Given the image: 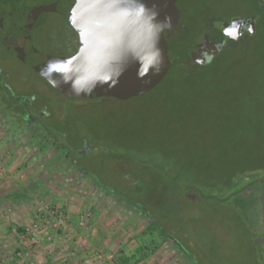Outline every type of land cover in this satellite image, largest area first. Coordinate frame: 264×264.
Returning <instances> with one entry per match:
<instances>
[{
  "label": "rangeland",
  "instance_id": "obj_1",
  "mask_svg": "<svg viewBox=\"0 0 264 264\" xmlns=\"http://www.w3.org/2000/svg\"><path fill=\"white\" fill-rule=\"evenodd\" d=\"M54 1L0 0V18ZM257 2L181 0L187 15L164 37L171 61L194 62L190 76L176 64L125 101L64 96L0 44L11 86L0 104V264H118L121 252L152 238H139L149 224L139 209L156 220V242L165 235L185 251L172 241L161 247L178 264H264L262 188L242 199L218 191L236 171L264 164V22L210 61L199 44L212 19L248 16ZM52 28L39 23L20 36L34 47ZM30 114L41 116L42 151L22 122ZM45 207L64 213L61 226L38 217ZM35 224L33 236L17 230Z\"/></svg>",
  "mask_w": 264,
  "mask_h": 264
},
{
  "label": "water",
  "instance_id": "obj_2",
  "mask_svg": "<svg viewBox=\"0 0 264 264\" xmlns=\"http://www.w3.org/2000/svg\"><path fill=\"white\" fill-rule=\"evenodd\" d=\"M176 2L59 0L50 5L16 9L0 20V43L64 96L125 101L153 90L171 68L173 63L167 55L164 33L172 30L179 20ZM259 2L264 10V0ZM166 18L171 19V26L157 34L155 24ZM39 23L53 26L47 38L50 41L27 46V36L23 39L20 36L22 28ZM230 25L238 29L239 37L243 35L244 26L250 27L251 33L255 29L253 20L214 23L205 30L203 43L208 46L213 41L211 37L218 32L224 34V29ZM43 37L39 35L37 40ZM224 46L225 41L210 56ZM157 49L156 66L150 67L147 75L140 76L142 65L156 56ZM50 61L60 62L63 71H53L49 75L45 70ZM106 77L109 79L103 82ZM50 80L55 81V86ZM74 85L81 89L79 93L73 90Z\"/></svg>",
  "mask_w": 264,
  "mask_h": 264
},
{
  "label": "trees",
  "instance_id": "obj_3",
  "mask_svg": "<svg viewBox=\"0 0 264 264\" xmlns=\"http://www.w3.org/2000/svg\"><path fill=\"white\" fill-rule=\"evenodd\" d=\"M256 1H258L257 3L259 5L257 7V9L254 11V13H252L248 16H245V17H252L253 16L259 21L258 30L254 36L257 35L258 31L260 30V25L264 22V10L260 7L259 0H256ZM213 20L214 19H212L210 22H212ZM254 36H252V37H254ZM193 63L194 62H192L191 59H186V60H184V62H183V60L173 62L172 66L177 64V65H181L183 68H186V76L189 77L190 72L188 69L192 66ZM1 88L2 89L0 90V92L1 93L3 92L1 94L2 100L4 101L6 99H9V94H7L6 89L4 87H1ZM0 112L2 113L1 109H0ZM22 122H23V124L25 123L24 120H22ZM32 130L34 132V138L38 139L40 141V143L42 144L40 146V151H42L41 147L46 144V142H45L46 139H44V138L42 139V136L36 132L35 127L32 128ZM63 156L67 157V158L71 157L70 154L69 155H63ZM247 161L250 162V161H252V159L249 158V159H247ZM71 163L73 166L78 167L76 165V162L72 161V159H71ZM235 174H237V175L239 174L241 176L240 177H234L233 179L227 181V185L225 187L218 188V191L221 195H223V196H225V195H227V196L228 195H230V196L238 195L242 199V198H244V197H242L243 193L249 189L253 190V187L255 190V186H259L262 188L261 190H259V192H256V193H258L257 195H259L261 193L264 194V164L261 167H254L253 169L238 170L235 172ZM97 186L102 187L107 193L114 195V193L108 187L104 186L103 184L97 183ZM252 194H255V192L254 193L252 192ZM116 198L118 199L119 202H125L119 196L118 197L116 196ZM131 208H136V207L133 206ZM139 210L144 215H149V224L146 227V229L143 230L139 234V238L145 237L148 234H151L152 238L150 240H148L147 242L139 240L138 241V247H136L134 250H131L128 252H121L119 257L117 258L118 264H140L141 262L148 259V257L153 255L156 251H158L168 241L174 242L173 238L165 236V235L164 236L161 235L162 237L160 236L161 237L160 241L156 242L155 238L153 237L157 233L156 220L152 216H150V214H148L146 210H142V209H139ZM17 230L20 233H25V230L23 228H18ZM174 244L181 252L186 254L184 250H181V247L177 242H174Z\"/></svg>",
  "mask_w": 264,
  "mask_h": 264
},
{
  "label": "flooded vegetation",
  "instance_id": "obj_4",
  "mask_svg": "<svg viewBox=\"0 0 264 264\" xmlns=\"http://www.w3.org/2000/svg\"><path fill=\"white\" fill-rule=\"evenodd\" d=\"M57 1H59V0H56V1H54V2H51V3H48V4H42V5H36V6H29V7H38V6H43V5H50V4H53V3H56ZM180 2H181V0H177V2H176V7H177V9H178V11H179V20H178V22H177V24H176V26L174 27V28H176L179 24H181L182 23V21H183V18H184V16L185 15H187V11L185 10V9H183L182 7H180ZM20 8V7H19ZM22 8H27V6L26 7H22ZM22 8H20V9H22ZM9 14V13H8ZM8 14H6V15H8ZM2 18H0V20H1ZM234 19H242V20H247V21H249V20H253V22L255 23V29H254V33H249V31H248V27L247 26H244L243 27V35L242 36H240L239 37V39L238 40H233V39H229L227 36H225L224 34H222V33H217V34H215L213 37H211V39L213 40L212 41V43L211 44H208V46L207 45H205L204 43H203V39H204V33L202 34V39H201V42L199 43V44H202L203 45V47L205 48V53H206V55H207V57H210V58H214V57H216L217 55H219L227 46H228V44L230 43V42H237V43H240L242 40H243V38L245 37V36H254L255 34H256V32H257V30H258V23H259V21L255 18V17H232V18H227V19H218V20H213L212 22H210L207 26H206V29L209 27V26H211L212 24H214V23H227V24H230L231 23V21L232 20H234ZM173 28V29H174ZM225 41V46H224V48L223 49H221V50H219L218 51V53L217 54H215V55H212V56H210V53H212L213 51H215V49L217 50V48L219 49V45H220V43L221 42H224ZM1 44V43H0ZM5 48V47H4ZM14 57V56H13ZM15 58V57H14ZM18 60V59H17ZM19 61V60H18ZM20 62V61H19ZM22 63V62H21ZM172 63H173V61H172ZM23 64V63H22ZM32 70V69H31ZM33 71V70H32ZM0 90L2 89L1 87H4L5 89H6V92H7V94H9V91L8 90H10L11 89V86L10 85H8V83H9V81H10V73H8L6 70L4 71V70H0ZM34 72V71H33ZM35 73V72H34ZM38 75V74H37ZM39 76V75H38ZM42 78V77H41ZM5 92V91H4ZM3 93V92H2ZM1 92H0V104L1 103H4L5 104V106H7L8 104H7V101L9 102V100L11 99L10 97H9V99H6V100H2V98H1V94H2ZM0 114H2L1 112H0ZM41 120V116L39 115V114H36V116H33V115H29L28 116V118H27V120H24V122L25 123H29V124H31V126H32V128H34L35 126H36V123H38L39 121ZM50 144H52V143H50ZM1 252V251H0ZM0 255H1V253H0Z\"/></svg>",
  "mask_w": 264,
  "mask_h": 264
},
{
  "label": "clouds",
  "instance_id": "obj_5",
  "mask_svg": "<svg viewBox=\"0 0 264 264\" xmlns=\"http://www.w3.org/2000/svg\"><path fill=\"white\" fill-rule=\"evenodd\" d=\"M71 19V18H70ZM153 19H154V16H153ZM235 21L232 22V25H235ZM171 26V19L170 18H166L164 21L162 22H157L155 24V29H156V32L157 34L160 32V31H163V29L165 27H170ZM249 33H251L252 29L249 27L248 29ZM224 35L229 37L230 39H238L239 38V33H238V29H236L235 27L233 26H229L228 28H225L224 29ZM159 57V50L157 49V52H156V56L152 59V60H149L146 64H143L142 65V69L141 71L138 73L140 76H144V75H147L148 73V70L150 67H155L156 66V59ZM210 57H209V61H210ZM49 75L53 72V71H63V65L58 62V61H50L49 62V65H48V68L45 70ZM42 75H44V72H42ZM107 79H109L108 77L104 78L103 82H106ZM50 83L53 84V86H55V81H49ZM67 82V81H66ZM73 90L76 91L77 93H79V91H81V89L77 88L75 85L73 86Z\"/></svg>",
  "mask_w": 264,
  "mask_h": 264
},
{
  "label": "built area",
  "instance_id": "obj_6",
  "mask_svg": "<svg viewBox=\"0 0 264 264\" xmlns=\"http://www.w3.org/2000/svg\"><path fill=\"white\" fill-rule=\"evenodd\" d=\"M38 212H39L38 217H44L43 215H46V218L44 220V221H46L45 222L46 224H50V222H48V220H47L49 217L54 219V221H53L54 224L52 225V227H54V228H58V226H61L63 224L65 217H66L63 212H60L59 210H55L54 208H50V207L40 208L38 210ZM37 227L38 226L36 224L33 225L31 228L25 227V229H24L25 234L28 235L30 233L33 236L32 231L34 229H37ZM31 239H33V238H31ZM112 258H113V255L109 256L108 259H112Z\"/></svg>",
  "mask_w": 264,
  "mask_h": 264
},
{
  "label": "crops",
  "instance_id": "obj_7",
  "mask_svg": "<svg viewBox=\"0 0 264 264\" xmlns=\"http://www.w3.org/2000/svg\"><path fill=\"white\" fill-rule=\"evenodd\" d=\"M140 264H178V263L174 252H168L166 249L160 248L153 255L148 257V259L141 262Z\"/></svg>",
  "mask_w": 264,
  "mask_h": 264
}]
</instances>
